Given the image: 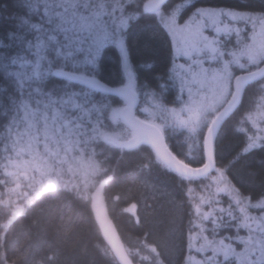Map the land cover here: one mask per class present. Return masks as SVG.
Segmentation results:
<instances>
[{
	"label": "snow or ice",
	"instance_id": "1",
	"mask_svg": "<svg viewBox=\"0 0 264 264\" xmlns=\"http://www.w3.org/2000/svg\"><path fill=\"white\" fill-rule=\"evenodd\" d=\"M125 163L171 177L187 205L127 252L99 207ZM0 188V264L27 258L9 234L56 198L95 211L119 264H171L160 240L177 232L180 264H264V5L16 0L0 14Z\"/></svg>",
	"mask_w": 264,
	"mask_h": 264
},
{
	"label": "trees",
	"instance_id": "2",
	"mask_svg": "<svg viewBox=\"0 0 264 264\" xmlns=\"http://www.w3.org/2000/svg\"><path fill=\"white\" fill-rule=\"evenodd\" d=\"M207 2L221 5L250 4L254 8L264 5V0ZM15 6L16 0H0V14L6 16ZM109 59L115 62L111 55ZM235 143L236 138L229 134L222 139L221 147L227 151ZM103 195L107 214L126 252L135 251L149 231L154 233L153 238H159L162 233V221L165 219H175L178 227L187 208L186 204L184 208L180 207L183 190L171 177L158 171L141 172L135 164L129 163H125L123 169L118 172L116 183L105 187ZM65 203L59 198L45 200L19 226L12 228L9 234L12 249L10 257H19L25 249H29L27 258L16 259L15 264H33L35 259L43 258L50 254L49 252L56 253L57 259L52 262L43 260L42 264H119L110 251L92 210L89 215L75 206L65 208ZM130 203H137V213L143 223H138L132 213L125 211ZM41 207L50 209L52 215L64 209V219H49L48 213H45L46 223L42 229L30 226L33 215H40ZM1 215L0 213V221ZM66 226L71 227L69 235L64 233ZM163 232H167L166 227ZM176 235V247L170 250L165 248L163 240H160L162 251L166 252L171 264H180L179 233Z\"/></svg>",
	"mask_w": 264,
	"mask_h": 264
},
{
	"label": "water",
	"instance_id": "3",
	"mask_svg": "<svg viewBox=\"0 0 264 264\" xmlns=\"http://www.w3.org/2000/svg\"><path fill=\"white\" fill-rule=\"evenodd\" d=\"M99 207H100L101 212H102V219L105 220V226L110 227V233L114 234V238H115V240H116L117 245L120 246V247L123 249L122 244H121V242H120V240H119V238H118V235H117V233H116V231H115V229H114V227H113V225H112V223H111V221H110V218H109V216H108V214H107L106 207H105V202H104V199H103V191H102V195H101V200H100ZM93 212H94V215H95V211H94V210H93ZM95 218H96V215H95ZM96 220H97V219H96ZM97 222H98V224H99V226H100V228H101V230H102V233H103V235H104L103 228L101 227L100 221L97 220ZM104 237H105V236H104ZM105 239H106V238H105ZM106 240H107V239H106ZM107 242H108V240H107ZM108 244H109V243H108ZM109 245H110V244H109ZM110 247H111V245H110ZM111 249H112V248H111ZM112 250H113V249H112ZM113 252H114V251H113Z\"/></svg>",
	"mask_w": 264,
	"mask_h": 264
},
{
	"label": "rangeland",
	"instance_id": "4",
	"mask_svg": "<svg viewBox=\"0 0 264 264\" xmlns=\"http://www.w3.org/2000/svg\"><path fill=\"white\" fill-rule=\"evenodd\" d=\"M259 96H260V94L257 93V95L254 97V100H255V103H256V104H259V103H260ZM177 135H178V133H177ZM183 140H184V138L181 137L180 140L177 141V143H180V142H182ZM0 192H3V189H1ZM192 195L198 197L199 193H198V192H194ZM0 213L2 214V215H1V217H2V216H3V208H2V206H0ZM2 219H3V217H2Z\"/></svg>",
	"mask_w": 264,
	"mask_h": 264
},
{
	"label": "bare ground",
	"instance_id": "5",
	"mask_svg": "<svg viewBox=\"0 0 264 264\" xmlns=\"http://www.w3.org/2000/svg\"><path fill=\"white\" fill-rule=\"evenodd\" d=\"M103 199H104V195H103ZM92 212H93V210H92ZM93 214H94V212H93ZM95 217V216H94ZM96 219V218H95ZM97 221V220H96ZM111 221V220H110ZM98 223V222H97ZM111 223H112V221H111ZM99 225V224H98ZM112 225H113V223H112ZM100 227V226H99ZM113 227H114V225H113ZM101 229V228H100ZM114 229H115V227H114ZM116 231V230H115ZM101 232H102V230H101ZM117 233V232H116ZM103 234V233H102ZM104 236V235H103ZM119 238V237H118ZM104 239H105V237H104ZM105 241H106V243H107V245H108V247H109V249H110V251L112 252V254L115 256V254H114V252H113V250L111 249V247H110V245L108 244V242H107V240L105 239ZM121 242V241H120ZM122 244V243H121ZM122 247H123V250H125V248H124V246L122 245ZM117 260H118V258H116ZM118 262H119V260H118Z\"/></svg>",
	"mask_w": 264,
	"mask_h": 264
}]
</instances>
